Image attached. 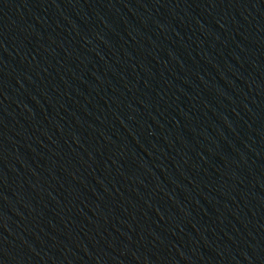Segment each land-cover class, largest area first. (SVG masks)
Returning a JSON list of instances; mask_svg holds the SVG:
<instances>
[{
    "label": "water",
    "instance_id": "95a60500",
    "mask_svg": "<svg viewBox=\"0 0 264 264\" xmlns=\"http://www.w3.org/2000/svg\"><path fill=\"white\" fill-rule=\"evenodd\" d=\"M0 264H264V0H0Z\"/></svg>",
    "mask_w": 264,
    "mask_h": 264
}]
</instances>
